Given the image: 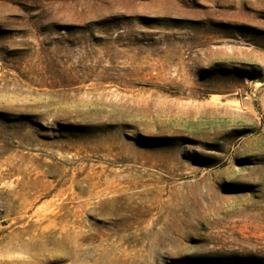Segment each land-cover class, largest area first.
I'll use <instances>...</instances> for the list:
<instances>
[{
  "label": "rangeland",
  "instance_id": "1",
  "mask_svg": "<svg viewBox=\"0 0 264 264\" xmlns=\"http://www.w3.org/2000/svg\"><path fill=\"white\" fill-rule=\"evenodd\" d=\"M0 264H264V0H0Z\"/></svg>",
  "mask_w": 264,
  "mask_h": 264
}]
</instances>
